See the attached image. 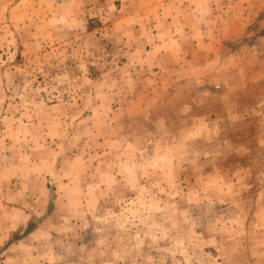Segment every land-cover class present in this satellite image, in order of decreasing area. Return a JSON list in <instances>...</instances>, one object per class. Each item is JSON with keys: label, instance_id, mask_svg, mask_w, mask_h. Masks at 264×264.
I'll list each match as a JSON object with an SVG mask.
<instances>
[{"label": "rangeland", "instance_id": "1", "mask_svg": "<svg viewBox=\"0 0 264 264\" xmlns=\"http://www.w3.org/2000/svg\"><path fill=\"white\" fill-rule=\"evenodd\" d=\"M24 1L0 8V264H264V0L179 55L117 36L146 0Z\"/></svg>", "mask_w": 264, "mask_h": 264}, {"label": "crops", "instance_id": "2", "mask_svg": "<svg viewBox=\"0 0 264 264\" xmlns=\"http://www.w3.org/2000/svg\"><path fill=\"white\" fill-rule=\"evenodd\" d=\"M93 1L94 0H68L66 1V5H68L70 8H73L71 9V11L75 12V10L77 11L80 10L79 7H82V6L86 7V5H92ZM99 1L101 3L103 1L106 2V0H97V2ZM247 1L248 0H146L149 8L151 9L150 14L152 16H149V17L144 16L141 14V11L138 10L137 15H134L133 18L131 19L133 21L134 26L130 25L129 27L125 26L127 24L126 20L121 17L120 20L117 22L121 26L119 28V31L117 32L118 33L117 36L121 39L123 37L130 38L131 36L126 34V32L131 31L133 32L135 36L137 35V32L141 30V28L137 29V27L135 26L136 24L139 25V24H142V22L150 23L151 25H149L150 27H148L149 32L147 35L152 37V39L157 40V42L153 41L151 44L153 53H160L161 52L160 49H162L161 48L162 45L165 44V48L167 49L166 52L169 51L170 49L169 52H172V54H175V55H179V54H182L183 38L186 39V41L189 43V46L197 47L199 42L204 41L206 34L210 36L212 34L218 33L216 29L212 30V27H210L209 25H204V23L207 24V21L212 20L211 11H212L213 6L217 4L221 5L222 3L224 6H227V7H234V8L239 7L240 8V7L248 6V4L250 3H248ZM24 3L26 4L28 2H25V1L23 2L22 0L17 3L14 0H0V8H6V11H7V8H10L11 12L15 13L14 15L17 16L16 13L17 11H20V10L16 8L13 9L14 6L22 7L25 5ZM126 3H128L127 4L128 8L134 7V5L136 4L135 1L126 0V2L122 1V6L126 5ZM208 9L210 12H208ZM226 14L228 16V20L229 18L233 17L232 11ZM71 15L73 16L76 15L77 19L80 17L83 18V16L81 15L72 14V13ZM205 15H209V16L206 17ZM63 16H64L63 14H60L58 16L59 20L53 19V17L50 18V20H52V22L55 20L56 22H63ZM1 17L2 16H0V24L4 23L3 25H1V27L5 29H0L1 31L0 39L5 40V38L7 39L9 37L10 35L9 33L12 32L11 29L8 28L10 27L8 23H12L13 21L10 20L9 14L8 15L5 14V16L2 17V19ZM66 17L68 16L67 15L65 16V21L67 20ZM84 18L90 23L94 22L86 14L84 15ZM20 19L23 20V18H19V19L14 18V20H16L14 22L23 23V21ZM234 21L237 22L238 20L235 19ZM56 22L54 23L56 24ZM161 35L166 36V38L164 39H166V42L167 41L169 42L165 43L162 41V39L160 40L159 38H161L160 37ZM159 41L163 43L158 44ZM23 44L25 48V51H24L25 54L35 52V47H37V43H36V40L33 39V37H28L24 39ZM4 237L2 236V239L0 238V244L4 241L5 239Z\"/></svg>", "mask_w": 264, "mask_h": 264}]
</instances>
